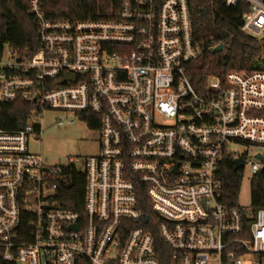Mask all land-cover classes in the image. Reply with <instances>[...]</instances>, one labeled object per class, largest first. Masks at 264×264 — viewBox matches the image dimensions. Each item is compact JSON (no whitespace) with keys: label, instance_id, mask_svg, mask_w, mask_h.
I'll use <instances>...</instances> for the list:
<instances>
[{"label":"built area","instance_id":"2783aa9c","mask_svg":"<svg viewBox=\"0 0 264 264\" xmlns=\"http://www.w3.org/2000/svg\"><path fill=\"white\" fill-rule=\"evenodd\" d=\"M222 1L248 5L242 31L264 38V0ZM29 2L39 46L0 49V105L27 108L16 130L0 117V264H264V208L251 221L224 204L221 180L227 155L244 177L264 169L263 58L194 80L218 47L196 41L189 0H119L82 21ZM47 112L98 125V152L58 166L32 151Z\"/></svg>","mask_w":264,"mask_h":264},{"label":"trees","instance_id":"16d2710c","mask_svg":"<svg viewBox=\"0 0 264 264\" xmlns=\"http://www.w3.org/2000/svg\"><path fill=\"white\" fill-rule=\"evenodd\" d=\"M44 10L52 20L82 21L110 18L119 8V0H43ZM194 37L205 47L223 46L222 50L204 52L192 69L194 80L202 82L208 75L224 76L231 70H253L257 59L263 58L264 38L254 39L242 31L243 15L248 5L227 6L222 0H189ZM29 0H0V49L8 45L15 49L38 47V37ZM24 103L1 104L2 126L16 130L26 120ZM264 115V113H261ZM98 130V125H89ZM244 179L243 170L235 169V157L227 155L222 163L223 203L240 207L239 197ZM85 188L84 172L78 168L69 172L66 194L82 202ZM80 206V204H79ZM264 208V169L252 178L251 221Z\"/></svg>","mask_w":264,"mask_h":264},{"label":"rangeland","instance_id":"374dc122","mask_svg":"<svg viewBox=\"0 0 264 264\" xmlns=\"http://www.w3.org/2000/svg\"><path fill=\"white\" fill-rule=\"evenodd\" d=\"M63 112H47L39 119L44 132L41 137L31 143V150L42 153L51 165L65 166L72 163L78 164L79 159L91 156L98 152L99 133L91 130L86 123ZM57 120L65 122L63 126L56 124ZM232 151L238 155L253 153L241 144H233ZM251 174H245L239 197L240 207L244 211L251 210Z\"/></svg>","mask_w":264,"mask_h":264},{"label":"water","instance_id":"95a60500","mask_svg":"<svg viewBox=\"0 0 264 264\" xmlns=\"http://www.w3.org/2000/svg\"><path fill=\"white\" fill-rule=\"evenodd\" d=\"M222 49H223V46L222 45L217 48L218 51L219 50H222ZM259 158L264 162V157L259 156ZM243 166H244V160H243V158H237V159H235V169L236 170H239V169L243 168Z\"/></svg>","mask_w":264,"mask_h":264}]
</instances>
